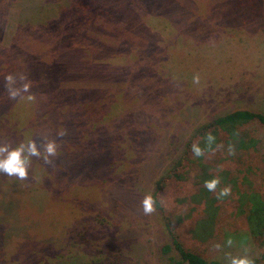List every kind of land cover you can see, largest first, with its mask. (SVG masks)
<instances>
[{
  "label": "rangeland",
  "instance_id": "rangeland-1",
  "mask_svg": "<svg viewBox=\"0 0 264 264\" xmlns=\"http://www.w3.org/2000/svg\"><path fill=\"white\" fill-rule=\"evenodd\" d=\"M159 1L94 0L108 13L91 21L88 36L87 29L71 40L80 49H61L65 85L120 87L108 94L119 99V122L100 125L99 135L89 137L98 143L87 151L90 163L80 168L82 178L95 176L83 183L87 192L93 179L107 180L93 185L89 201L83 196L74 202V185L82 182L76 174L66 186L60 179L72 166L62 158L63 151L61 163L42 169L33 157L27 180L6 175L19 185L14 189L9 181L6 191L0 187V223L12 226L0 239V264H171L169 255L179 259L175 250L162 252L169 241L162 217L157 210L144 214L142 201L201 123L235 109L264 112V0H163L162 7ZM6 2L0 0V50L13 45L36 50V42L51 46V37L56 38L38 24L52 22L56 11L72 0ZM158 7L165 8L161 17L155 14ZM71 22L62 25V33ZM36 65L40 69L43 63ZM196 75L199 84L193 83ZM89 110L93 120L109 123L110 111L95 105ZM66 133L61 138L70 145L80 140L72 123ZM35 140L40 147L39 138ZM13 142L8 140L11 147ZM26 191L32 207L26 202L29 207L21 209L18 193ZM160 200L167 205L165 195ZM44 206L45 221L34 214ZM239 232L241 237L228 233L218 242L209 239V255L220 264L258 256L249 234Z\"/></svg>",
  "mask_w": 264,
  "mask_h": 264
},
{
  "label": "trees",
  "instance_id": "trees-1",
  "mask_svg": "<svg viewBox=\"0 0 264 264\" xmlns=\"http://www.w3.org/2000/svg\"><path fill=\"white\" fill-rule=\"evenodd\" d=\"M8 5L9 0L6 2V6ZM159 5H164L163 0L159 1ZM161 7H158L160 12L155 13L158 17H161L158 13L165 12V8ZM106 12L108 13L106 8L94 0H72L68 8H59L56 11L52 22L44 20L38 24L57 38L51 37L52 41L47 40V43L52 42L51 46L36 42V50H27L15 45L0 50V146L6 143L10 145L8 140L12 142V139L13 147L25 143V148L28 141L36 138L41 142L39 146L49 140L56 141L57 154L49 158L51 163H45L42 158L36 160L41 169L49 165L54 166L60 162V154L64 152L62 158L69 159L72 166L60 179L66 180V186L76 174L75 177L82 182L79 186L74 185L78 189L72 194L74 202H81L80 198L83 196L89 201V194L92 196L95 191H91L93 185L96 182L98 185L105 184L107 180L93 179L92 188L87 192L83 183L95 176L82 178L80 168L86 162L90 163L87 151L98 143L97 139L89 137L96 134L98 136L100 130L110 127L114 120L119 122L117 116L120 108L115 107V101L119 99L117 95L116 98H108V94L115 93L120 87L86 88L65 85L62 80L65 64L61 61V49H80L71 40H77L81 33L86 34L84 32L87 29L88 36L91 21H99ZM191 18L193 17L187 16V20ZM70 21L74 22L68 24V30L62 33V25ZM32 26L36 28V24ZM32 26L30 27L33 28ZM63 36L65 38L62 40ZM93 50L94 47H90L89 53ZM58 55L61 56L60 59ZM38 62L43 63L40 69L36 65ZM130 67L127 68L131 70ZM8 74L15 75L16 83L11 86L13 89L19 88L21 83L25 82L21 80V76L31 81L30 92L34 100L26 99L28 93L15 99L9 98L5 80ZM135 104L137 106V103ZM92 105L103 111H110L108 124L103 118L93 120V115L89 112ZM71 123L80 137L73 145L61 138L66 137L67 126ZM209 133L214 137L211 147L207 146L206 141ZM194 144L204 149V155L197 157L193 154ZM230 147L233 154H229ZM40 150L43 153L42 147ZM43 174L47 176L45 172ZM69 174L72 175L71 178ZM1 175L0 173V187H3L4 191L12 185L14 189H18L15 186L19 185L15 184L17 178L8 180L6 174ZM215 177L220 178V185L212 192L204 187V182ZM152 185L154 207L161 215L169 237V241L162 246V252L166 254L175 250L179 256L176 260L169 255L171 264H220L209 255L207 241L214 238L218 242L228 233L241 237V230L246 231L244 234H249L260 251L258 256L252 258L253 264H264V112L248 108L235 109L201 123L185 142L183 152ZM225 186L231 187V194L218 199L219 190ZM162 194L168 199L165 206L160 200ZM51 196L50 204H53ZM18 197L21 200V209L24 206L29 207L25 205L26 202L32 207L30 191L24 192L23 196L18 193ZM42 210L45 213L41 212ZM46 211L44 206L39 208L37 213L34 211V214L36 216L40 213L43 218L37 215L38 219L45 221ZM11 227L0 223V233L2 234V229L5 230V236H0V239L11 233L7 232ZM76 236L84 237L82 233H77Z\"/></svg>",
  "mask_w": 264,
  "mask_h": 264
},
{
  "label": "clouds",
  "instance_id": "clouds-1",
  "mask_svg": "<svg viewBox=\"0 0 264 264\" xmlns=\"http://www.w3.org/2000/svg\"><path fill=\"white\" fill-rule=\"evenodd\" d=\"M6 86L8 89L9 98L15 99L22 96L24 93H28L26 99L34 100V96L30 92L31 81H28L25 76H21V80L25 81L21 83L19 88L13 89L11 86L16 83L15 77L12 74H8L5 77ZM193 83L199 84L200 77L198 75L193 77ZM64 133H60L63 135ZM207 146L211 147L214 137L209 133L206 137ZM43 148V153L40 148ZM57 143L54 140H49L40 147L37 146L35 140H30L27 142V154H25V143H20L15 147H11L9 144H4L0 146V153H3V158H0V173H4L8 176H15L20 180H27L29 174V168L32 163V158H42L45 163H51L50 157H54L57 154ZM193 154L197 157L204 155V149L199 145L194 144L192 146ZM229 154H233V149L229 148ZM220 185V178L215 177L209 181L204 182V187L209 191H216ZM231 194V187L225 186L221 188L218 192L217 198L228 196ZM155 201L151 195H146L142 201L143 212L146 215H150L155 211ZM233 241L229 239L227 244L231 246ZM217 249L220 245H215ZM231 264H253L252 259L248 255L232 257Z\"/></svg>",
  "mask_w": 264,
  "mask_h": 264
}]
</instances>
